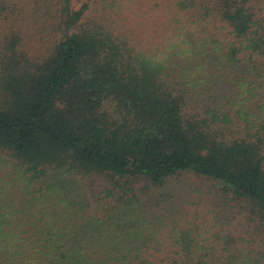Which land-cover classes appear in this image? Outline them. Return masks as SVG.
<instances>
[{"label":"trees","instance_id":"1","mask_svg":"<svg viewBox=\"0 0 264 264\" xmlns=\"http://www.w3.org/2000/svg\"><path fill=\"white\" fill-rule=\"evenodd\" d=\"M169 4L146 47L121 0H0V264H144L127 213L182 174L261 247L219 263L174 227L172 264H264V0Z\"/></svg>","mask_w":264,"mask_h":264},{"label":"rangeland","instance_id":"2","mask_svg":"<svg viewBox=\"0 0 264 264\" xmlns=\"http://www.w3.org/2000/svg\"><path fill=\"white\" fill-rule=\"evenodd\" d=\"M121 2L125 4V9L119 14L120 24L133 33L136 41L144 42L146 47L159 45L165 36L164 24L173 17V10L167 9L170 5L169 0H121ZM258 94L262 96V92ZM247 99L251 102H246ZM241 100H244L252 110L260 108L264 115V97L256 98L246 94ZM0 178L8 180V171L1 162ZM213 185L214 183L209 180L182 174L170 179L161 190L153 193L170 195L169 203L153 208L145 205L146 207L141 206V209L138 207L127 213L129 216L132 215L131 218L140 221V230L146 247L140 250L139 256L144 258V264H172V260H178L186 254L180 247L184 244L176 246L174 244L180 239L174 227L189 231L192 239L190 252L193 255L205 254L219 263L231 256L237 257L240 254L244 256L250 254V251H258L261 247L258 237L244 230L239 222L226 224V221L222 220L215 223L218 210L214 208L212 202L218 195L212 191ZM9 192L12 195L16 193L13 190ZM140 198L144 200L143 196ZM153 224H157L156 232H153L155 229ZM113 241L124 243V240Z\"/></svg>","mask_w":264,"mask_h":264}]
</instances>
